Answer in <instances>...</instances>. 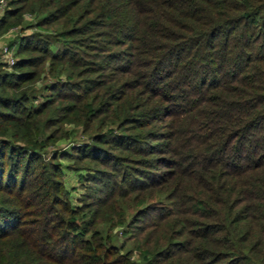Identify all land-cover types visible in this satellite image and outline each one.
Returning <instances> with one entry per match:
<instances>
[{
	"label": "trees",
	"instance_id": "16d2710c",
	"mask_svg": "<svg viewBox=\"0 0 264 264\" xmlns=\"http://www.w3.org/2000/svg\"><path fill=\"white\" fill-rule=\"evenodd\" d=\"M13 26L0 264H264V0H5Z\"/></svg>",
	"mask_w": 264,
	"mask_h": 264
},
{
	"label": "rangeland",
	"instance_id": "374dc122",
	"mask_svg": "<svg viewBox=\"0 0 264 264\" xmlns=\"http://www.w3.org/2000/svg\"><path fill=\"white\" fill-rule=\"evenodd\" d=\"M0 10H1V7H0ZM34 28V26H30V27H26L23 32H30L32 29ZM20 31L18 30V27L17 26H13V27H10L8 28L6 31H4L3 33L0 34V50L2 48V46L4 44H7L8 40L12 38V36H15V34H18ZM22 33V32H21ZM15 38V37H14ZM11 50L14 52L15 50V46H10ZM14 55V54H13ZM46 64V63H45ZM113 65V64H112ZM111 65V66H112ZM105 69V68H104ZM110 69V67H107L105 70L108 71ZM101 78V77H100ZM47 80H51L50 77H47ZM41 81V80H39ZM40 83H38L37 85H39ZM45 92V91H44ZM46 92H48L46 90ZM149 128V126L147 127ZM141 130L144 129V127H141L140 128ZM158 126L156 127V130H158ZM73 138L75 140H81V139H85V135L80 133L79 131L75 132L74 133V136ZM63 145V142L61 141V143H59L58 146H61ZM137 157V156H136ZM139 159V158H138ZM64 163H65V159H61ZM134 165H136L134 163ZM136 166H140L139 168H145L144 166L142 165H136ZM66 170V174H64V179H65V175H66V181L67 183L69 184H73L76 186V190L78 192H80L81 190H83L82 186H80V184H78V182L75 180V178L70 175V171H68V169H65ZM65 173V171H64ZM76 192V191H74ZM73 192V193H74ZM77 192V193H78ZM142 215H139V218L141 217ZM140 220V219H139ZM138 224H141L139 221L135 223V225H138ZM125 230V226L123 227V225H117V226H114L111 228V231L113 232L114 234V237H113V241L118 244L119 242H122L124 244V247L123 249H128V248H132L133 247V243H134V238L130 236V230L128 229V233L127 231L125 233H122V230ZM133 233V232H132Z\"/></svg>",
	"mask_w": 264,
	"mask_h": 264
},
{
	"label": "built area",
	"instance_id": "2783aa9c",
	"mask_svg": "<svg viewBox=\"0 0 264 264\" xmlns=\"http://www.w3.org/2000/svg\"><path fill=\"white\" fill-rule=\"evenodd\" d=\"M4 3L5 0H0V7H2ZM1 57L7 64L12 63L14 60V56L11 51V48L8 47L6 44H4L1 48Z\"/></svg>",
	"mask_w": 264,
	"mask_h": 264
}]
</instances>
